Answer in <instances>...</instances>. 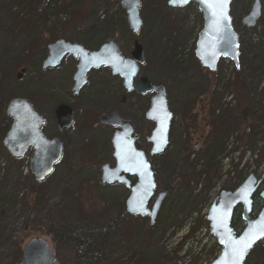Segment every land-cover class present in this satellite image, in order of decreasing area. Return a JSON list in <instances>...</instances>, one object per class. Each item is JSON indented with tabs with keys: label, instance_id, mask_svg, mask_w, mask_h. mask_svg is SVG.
<instances>
[{
	"label": "rangeland",
	"instance_id": "rangeland-1",
	"mask_svg": "<svg viewBox=\"0 0 264 264\" xmlns=\"http://www.w3.org/2000/svg\"><path fill=\"white\" fill-rule=\"evenodd\" d=\"M121 1L49 0L42 8L41 0H0V142L12 124L6 104L23 96L46 117L45 135L59 134L65 143L64 157L47 179L38 209H32L36 194L25 167L32 150L15 162L5 148L0 151V264H18L25 244L35 236L51 244L57 264H79L83 242L72 240L74 228L82 240L94 243L98 258L113 255L117 264H209L222 249L207 219L216 190L230 191L250 174L264 177V150L257 159L248 154L264 143V8L257 25L248 28L242 18L254 0H232L243 76L231 67L223 70L224 62L211 76L195 54L204 23L197 3L174 8L169 0H141L143 26L134 34ZM62 38L89 49L115 40L125 57L139 40L145 57L139 75L165 86L174 114L163 153L150 156L147 141L155 127L145 115L153 92H127L123 79L103 66L92 70L87 85L73 96L77 59L67 55L57 67L43 68L49 44ZM61 103L74 109L73 125L63 132L55 114ZM113 110L141 134L138 147L152 162L157 193L172 187L154 224L148 216L122 210L128 188L100 182V166L116 163L111 142L115 129L99 123ZM231 168L235 181L222 184ZM100 204L102 211L87 215L86 210ZM125 228L131 229L128 237ZM258 244L245 264L263 263L264 245Z\"/></svg>",
	"mask_w": 264,
	"mask_h": 264
},
{
	"label": "water",
	"instance_id": "water-1",
	"mask_svg": "<svg viewBox=\"0 0 264 264\" xmlns=\"http://www.w3.org/2000/svg\"><path fill=\"white\" fill-rule=\"evenodd\" d=\"M49 0H41V7H45ZM191 3H197L203 13L204 23L201 29L195 54L202 67L215 72L221 58H229L239 66L240 36L233 27V18L230 14L232 0H227L223 9L225 19L217 15L218 9L209 7L213 0H186L176 3L168 1L174 8H183ZM122 7L127 14V21L131 31L138 33L142 26L141 0H122ZM262 0H254L250 11L242 18V23L248 28L257 25L263 15ZM48 55L43 62V68L57 67L67 55L79 59L73 75L74 86L72 94L77 95L88 83V74L100 67H108L114 76L123 79V86L128 92L147 95L151 97L146 118L155 122V127L147 141L151 143L150 156L163 153L169 145L170 131L174 115L169 108L167 90L163 85H155L147 75H139L140 68L145 63L143 46L139 40L134 41V49L130 57L122 54L120 46L115 40L103 43L97 50H89L78 42L58 39L48 46ZM6 115L12 119L10 129L5 134L2 144L8 154L14 158L23 157L32 150L30 170L35 182L45 181L55 170V166L62 160L64 154V141L60 136L48 137L43 131L47 119L26 97H14L7 102ZM56 118L59 131L70 128L74 122V110L69 104H61L56 109ZM102 125L115 127L112 136L114 148L113 156L116 163L113 167L103 164L100 167L101 182L107 184L120 183L130 190L126 198L127 213L133 216H148L151 224L162 207L169 193L166 188L157 193V181L152 162L144 150L138 147L139 134L134 126L127 122L117 111L109 112L100 118ZM130 178H134L132 182ZM264 177L258 179L250 174L246 180L234 191L224 190L212 203L208 220L211 234L222 247L221 254L210 264H218L229 245V237L240 240L250 228H259L264 221V204L260 213L252 216L253 199L259 192L264 202ZM154 202L150 206L151 202ZM237 208L242 210L244 229L237 233L233 229V218ZM262 240L260 236L247 250L241 264H245L248 253ZM18 264H57L55 252L51 244L41 236L32 237L24 247L23 256ZM127 264V263H124Z\"/></svg>",
	"mask_w": 264,
	"mask_h": 264
},
{
	"label": "trees",
	"instance_id": "trees-1",
	"mask_svg": "<svg viewBox=\"0 0 264 264\" xmlns=\"http://www.w3.org/2000/svg\"><path fill=\"white\" fill-rule=\"evenodd\" d=\"M102 43L104 42H98L94 45L95 48H92L90 47L91 49H96L98 48L100 45H102ZM240 55H241V52H240ZM242 57V55H241ZM236 70V73L235 75L239 76V77H242L243 74L241 72V66H239L238 68L235 69ZM218 71L217 72H210L211 76H215L217 75ZM238 83V82H237ZM1 98V96H0ZM59 135V134H58ZM4 147L2 145V143L0 142V151H4L3 150ZM8 156V158L12 161V162H15V161H18L19 159L18 158H14L12 156H9V154H6ZM29 175V178H31V181L29 182V187L32 191V193H35V197H32V200H33V204H32V209H34V207H36V209H38L39 207V204L43 201L44 199V195H45V190L44 188H46L47 186V179L44 181V182H41L39 184L35 183L33 177H32V174L31 172L28 174ZM134 181V180H133ZM238 186V184L232 189H236ZM44 187V188H43ZM42 188V189H41ZM166 188H169L171 190V186L169 187H166ZM125 201L123 202V205H122V210L125 212L126 211V207H125ZM263 201L261 200L259 194L257 193L254 197V203H253V214L255 211H257V207H259V204L262 203ZM105 208V206H103V204H100V207L95 209V210H86V213L87 215L91 216V215H96L98 214V212L101 210H103ZM233 229L239 233L241 232L243 229H244V224H243V220H242V217H241V208H237V210L235 211V214H234V218H233ZM125 236L128 237L131 233V229L129 228H125ZM128 233V234H127ZM80 233H79V229H76L74 228V231L72 232V240L73 241H77L78 243H82L83 242V246L81 247L82 251L78 252L79 253V259H78V263L79 264H117L115 262V260L113 259V255L112 256H107L105 258L104 255H101L100 258L99 257V254L98 253V250L94 248V243H92V241L90 242L89 239L87 240H82L80 238ZM258 245H264V240H262ZM251 252L248 254L247 256V259L248 257L250 256ZM98 258V259H97ZM246 259V261H247ZM84 261V262H83ZM246 263V262H245ZM132 264H148V262L144 261V260H139V261H136ZM264 264V261L263 263Z\"/></svg>",
	"mask_w": 264,
	"mask_h": 264
},
{
	"label": "snow or ice",
	"instance_id": "snow-or-ice-1",
	"mask_svg": "<svg viewBox=\"0 0 264 264\" xmlns=\"http://www.w3.org/2000/svg\"><path fill=\"white\" fill-rule=\"evenodd\" d=\"M172 3H176L177 0H170ZM180 2H186V0H180ZM227 0H213V4L209 7H215L219 11L217 13L220 19H225L224 7ZM260 236H264V221L261 222V226L257 228L253 226L248 230V233L240 238V240H233L229 237V245L225 250L224 258L218 262V264H241L244 255L247 250L252 246L256 239Z\"/></svg>",
	"mask_w": 264,
	"mask_h": 264
},
{
	"label": "flooded vegetation",
	"instance_id": "flooded-vegetation-1",
	"mask_svg": "<svg viewBox=\"0 0 264 264\" xmlns=\"http://www.w3.org/2000/svg\"><path fill=\"white\" fill-rule=\"evenodd\" d=\"M63 39V38H62ZM66 40V39H65ZM57 41V40H56ZM66 41H68V40H66ZM70 42H76V41H70ZM54 43V42H53ZM78 43H80V42H78ZM80 44H82V43H80ZM103 44V43H102ZM83 45V44H82ZM84 46V45H83ZM101 46V45H100ZM99 46V47H100ZM85 47V46H84ZM99 47L98 48H96V49H89V48H87V49H89V50H97V49H99ZM49 51V50H48ZM75 58V57H74ZM75 59H77V64H78V62H79V59L78 58H75ZM77 64H76V66H77ZM76 71V70H75ZM75 73V72H74ZM74 75V74H73ZM74 85V84H73ZM125 88V87H124ZM72 89H73V87H72ZM127 91V90H126ZM128 92V91H127ZM73 93V92H72ZM73 95V94H72ZM15 97H20V96H15ZM23 97V96H22ZM14 98V97H13ZM26 98H28V97H26ZM12 99V98H11ZM31 100V99H30ZM9 101V100H8ZM31 102H32V100H31ZM33 103V102H32ZM61 104H69V103H61ZM61 104H59V105H61ZM58 105V106H59ZM70 105V104H69ZM58 106H57V108H58ZM56 108V109H57ZM73 108V107H72ZM74 110V109H73ZM113 111H117V110H113ZM113 111H111V112H113ZM117 112H119V111H117ZM120 113V112H119ZM55 114H56V110H55ZM121 114V113H120ZM122 115V114H121ZM123 116V115H122ZM45 117V116H44ZM124 117V116H123ZM124 119L126 120V118L124 117ZM99 120H100V118H99ZM127 121V120H126ZM127 122H129V121H127ZM99 123H100V121H99ZM101 124V123H100ZM115 130H116V128L115 127H113ZM135 128V127H134ZM115 130H114V132H115ZM136 130V129H135ZM63 132V131H62ZM137 132V131H136ZM138 133V132H137ZM114 134V133H113ZM139 134V139H138V142L140 141V139H141V134L140 133H138ZM56 136H60V135H56ZM113 136V135H112ZM61 137V136H60ZM62 138V137H61ZM63 139V138H62ZM64 141V140H63ZM111 142H112V139H111ZM138 142H137V144H138ZM64 145H65V143H64ZM113 145V144H112ZM114 152V151H113ZM32 156V155H31ZM63 157H64V154H63ZM63 157H62V159H63ZM26 163H28V167H29V165H30V156H28V158H27V160H26ZM101 167V166H100ZM32 174V173H31ZM101 175H102V173H101ZM32 177H33V179H34V176L32 175ZM131 180H132V182H134L133 180V178H130ZM34 181H35V179H34ZM44 182V181H43ZM100 182H101V176H100ZM36 183V182H35ZM41 183V182H40ZM37 184H39V183H37Z\"/></svg>",
	"mask_w": 264,
	"mask_h": 264
},
{
	"label": "built area",
	"instance_id": "built-area-1",
	"mask_svg": "<svg viewBox=\"0 0 264 264\" xmlns=\"http://www.w3.org/2000/svg\"><path fill=\"white\" fill-rule=\"evenodd\" d=\"M262 147H263V143H259L258 144V147L255 149V152L254 151H251V150H248V154L251 155L254 158H257L258 157V154H259V152H260V150H261ZM253 153H255V154H253ZM231 175L233 176L234 175V172H231ZM222 180L223 181H226V180H228V177L227 176H224Z\"/></svg>",
	"mask_w": 264,
	"mask_h": 264
}]
</instances>
